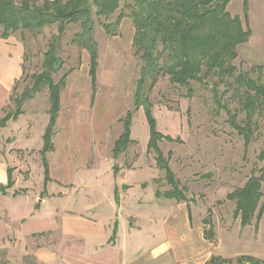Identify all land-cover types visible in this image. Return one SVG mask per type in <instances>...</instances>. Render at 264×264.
Instances as JSON below:
<instances>
[{
    "label": "crops",
    "instance_id": "crops-1",
    "mask_svg": "<svg viewBox=\"0 0 264 264\" xmlns=\"http://www.w3.org/2000/svg\"><path fill=\"white\" fill-rule=\"evenodd\" d=\"M133 33L125 17L115 36L104 32V37L95 39L99 48L94 94L86 51L81 52L80 67L67 74L53 151L46 156L48 179L43 172L38 200L20 215L7 210L0 214L4 264H209L213 257H223L219 246L205 239L206 225L198 212L193 223L188 202L159 195L153 183L162 171L155 161L149 167L155 173L137 181L135 163L120 164L124 153L113 158L114 143L123 132L120 120L132 108ZM24 57V45L15 35L0 38V118L22 77ZM16 121L0 130L7 128L13 134L11 146L18 139L17 129L11 127ZM2 175L0 182L6 179L3 170ZM29 178L22 182L26 185ZM13 180L7 194L0 195L27 197L31 188L18 189V179ZM211 227L214 231L212 223Z\"/></svg>",
    "mask_w": 264,
    "mask_h": 264
},
{
    "label": "trees",
    "instance_id": "trees-1",
    "mask_svg": "<svg viewBox=\"0 0 264 264\" xmlns=\"http://www.w3.org/2000/svg\"><path fill=\"white\" fill-rule=\"evenodd\" d=\"M229 0H0V38L7 39L17 32L38 35L44 29L56 27V34L47 43L43 53L41 71L30 76L31 86L26 87L16 99V111L0 118V129L9 120L21 114V101L31 99L42 88L48 93V123L42 136L43 145L38 152L45 175L48 179L46 156L53 151V136L56 134V120L60 109V93L68 73L58 81L54 77L61 71L63 62L58 51L68 26H78L79 31L71 37V44L89 56V76L92 94L96 90L97 43L95 41V20H107L116 12L112 23H101V28L109 36H115L120 21L129 18L133 27L132 50L138 64V78L134 82L132 108L120 120L123 132L114 143L112 155L117 159L133 144L130 126L133 115L143 109L149 128L147 153H153L157 169L164 173V180L170 189L162 194L164 198L177 202H187L186 189L182 187L169 167L170 153L164 156L161 142H177L170 136L160 133L152 117V104L149 94L158 80L167 77L171 85L187 89L191 93L192 84L213 81L212 92L215 104L228 115L229 126L248 146L254 137V118L264 113V67L248 72H238L233 65L237 59V48L250 37L247 24L243 25L238 16L227 11ZM248 3L243 0L244 18L247 19ZM24 45V40L20 38ZM26 55L22 67L24 75ZM233 90L244 115L239 120L217 98L216 87ZM9 100H12L10 95ZM264 161V154L260 155ZM117 167L114 166L116 171ZM12 169L6 171V184H0V194L6 195L14 185ZM262 176L251 175L241 188L227 194L226 200L234 203V217L241 228L255 220L257 231L264 214ZM205 239L213 236L211 222L203 221ZM217 258L213 257L210 263ZM239 264H260L248 256L236 259Z\"/></svg>",
    "mask_w": 264,
    "mask_h": 264
},
{
    "label": "rangeland",
    "instance_id": "rangeland-1",
    "mask_svg": "<svg viewBox=\"0 0 264 264\" xmlns=\"http://www.w3.org/2000/svg\"><path fill=\"white\" fill-rule=\"evenodd\" d=\"M247 3L246 20L243 0H229L227 5L230 15L238 16L251 32L247 42L237 48V59L233 65L238 72H248L256 77L257 74H253L252 69L256 66L264 67V0H247ZM117 15L118 12L107 20H95V39L105 35L101 23H112ZM77 31L78 26L71 25L66 29L58 51L63 66L54 77L55 81L63 74L80 67L82 51L71 44V37ZM55 34V26L44 29L38 35L15 33L17 39L24 40L26 62L24 75L11 91L12 100H9L6 113L16 111L15 100L20 99L23 90L31 86L30 76L41 71L43 53ZM131 57L135 62L131 82L134 91V82L139 73L132 48ZM213 81L192 84L189 95L187 89L171 85L167 77L158 80L149 94L155 127L163 135L180 140L179 143L161 142L159 147L164 156L170 153L169 167L180 185L186 189L187 202L194 213L193 223L198 212L201 221L209 220L214 226L213 236L209 241L216 247L219 246L218 251L223 257H218L209 264H239L236 259L240 256L252 257L264 264V214L257 231L254 229V219L251 225L241 228L234 217V203L226 200L227 194L241 188L251 175L262 176L264 179V161L260 158L264 154V113L254 118V137L245 147L243 139L229 126L226 112L215 104ZM216 93L221 105L242 120L244 115L239 111L234 91L219 85ZM20 107L21 114L11 126L18 130L15 134L18 138L15 146L9 145L13 137L9 129L0 132V177L3 176L2 170L5 178L7 169H12V177L18 179L16 188L20 189L25 185L22 179H27L30 175L25 186L31 188V192L27 197L16 199L0 195V214L3 210L14 212V215L27 212L36 198L38 200V194L42 190L43 169L38 151L42 148V136L48 123L47 89L42 88L31 99L22 100ZM10 121L12 119L8 122ZM117 129L118 126L113 127V134ZM130 138L134 143L121 156L120 164L129 167L135 163L138 170L133 177L139 181L155 173L154 169H150L154 164V155L152 152L147 153L149 128L142 108L133 115ZM25 148L37 151L19 150ZM6 181L7 178L0 184L5 185ZM153 185L159 195L170 189L162 172L157 175ZM150 190L147 189V197ZM262 193L260 204L264 200V181ZM162 202L167 203L165 199ZM207 229V226L204 227V230ZM0 264L4 263L0 261Z\"/></svg>",
    "mask_w": 264,
    "mask_h": 264
}]
</instances>
